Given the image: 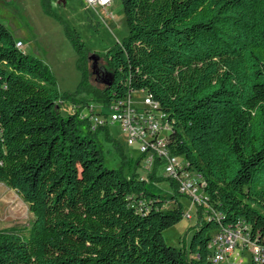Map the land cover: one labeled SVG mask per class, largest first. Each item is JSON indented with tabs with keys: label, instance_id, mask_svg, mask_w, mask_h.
Instances as JSON below:
<instances>
[{
	"label": "trees",
	"instance_id": "obj_1",
	"mask_svg": "<svg viewBox=\"0 0 264 264\" xmlns=\"http://www.w3.org/2000/svg\"><path fill=\"white\" fill-rule=\"evenodd\" d=\"M121 1L129 35L98 54L106 76L70 36L83 72L71 95L0 23V183L34 216L26 231L0 230V264H214L213 237L240 223L264 250V0ZM42 4L52 15V0ZM130 93L159 105L172 152L205 183L187 250L164 238L184 219L177 184L169 201L106 168L108 128L81 115Z\"/></svg>",
	"mask_w": 264,
	"mask_h": 264
},
{
	"label": "rangeland",
	"instance_id": "obj_2",
	"mask_svg": "<svg viewBox=\"0 0 264 264\" xmlns=\"http://www.w3.org/2000/svg\"><path fill=\"white\" fill-rule=\"evenodd\" d=\"M51 11L52 15L45 11L42 0H0V23L10 30L16 40L22 41L28 55L43 62L55 77L61 93L71 95L82 84L83 72L79 66L81 55L70 36L78 34L81 37L85 45L84 55L88 59L94 54L108 52L129 35L124 8L121 0H113L108 8L98 11L87 10L83 0H52ZM98 66L108 69L107 62L101 57ZM91 82L97 89L101 87L95 82V78ZM87 95L91 100L97 99L94 93ZM140 98V94L135 93V101L138 102ZM91 102L94 106L102 105L96 101ZM72 111L74 106L70 101L61 103L63 116L67 117ZM101 112L102 118L109 114V110L103 107ZM107 128L113 142L106 139L102 142L106 168L116 169L127 178H146L150 193L170 201L174 189L171 180L164 176L163 168L153 171L157 179L148 180L151 172L144 168L139 148L128 145L118 125L109 123ZM178 199L186 211L184 219L180 224L166 230L164 238L168 245L187 250L195 231L192 227L198 223L197 207L194 208L185 196L179 195ZM172 208L174 203H169L166 209ZM188 212L192 219L186 216ZM33 222V214L18 193L0 183V230L26 231ZM250 257L251 250H245L240 257L242 264H249ZM221 264H232V261Z\"/></svg>",
	"mask_w": 264,
	"mask_h": 264
},
{
	"label": "built area",
	"instance_id": "obj_3",
	"mask_svg": "<svg viewBox=\"0 0 264 264\" xmlns=\"http://www.w3.org/2000/svg\"><path fill=\"white\" fill-rule=\"evenodd\" d=\"M112 2L113 0H83L85 8L93 11L106 9ZM20 44L23 45L21 42ZM101 107L109 110L106 118L101 117ZM80 111L84 118L93 123L94 128L107 127L109 123L118 125L128 145L139 148L143 166L151 172L150 175L155 174V169L163 168L164 176L177 184L179 194L187 197L194 208L206 205L202 195V178L199 175H187V166H183L182 157L175 155L168 145L171 130L164 127V112L162 109H155L149 100H145V96L144 100L136 102L135 93H130L107 106L91 104ZM186 216L191 219L190 213ZM210 245H213L216 251V264L225 261L242 264L240 257L245 250H251L252 262H264V250L254 246L251 238H247L241 223L236 227H221L215 234V241Z\"/></svg>",
	"mask_w": 264,
	"mask_h": 264
},
{
	"label": "bare ground",
	"instance_id": "obj_4",
	"mask_svg": "<svg viewBox=\"0 0 264 264\" xmlns=\"http://www.w3.org/2000/svg\"><path fill=\"white\" fill-rule=\"evenodd\" d=\"M23 45L20 44V42L18 43V47L19 48H22ZM141 96V100H144V96L140 95ZM145 100H149L150 104L151 105H154L155 106V109H159V105L157 103L154 102L153 98L151 96H145ZM82 117L84 118V115L81 113ZM164 127L167 128V130H171L170 128V125L168 124V121L166 119V115L164 114ZM182 163H183V166H184V163L185 161L182 160ZM187 175L188 176H197L195 174H190L187 172ZM204 185L205 183L203 182V185H202V193H203V188H204ZM247 234V233H246ZM247 238H250L249 235L247 234ZM215 241V237L212 239L211 243L212 244L213 242ZM209 249L214 253L213 255V261H214V264H216V251H214V247L213 245H209Z\"/></svg>",
	"mask_w": 264,
	"mask_h": 264
},
{
	"label": "water",
	"instance_id": "obj_5",
	"mask_svg": "<svg viewBox=\"0 0 264 264\" xmlns=\"http://www.w3.org/2000/svg\"><path fill=\"white\" fill-rule=\"evenodd\" d=\"M89 59L90 61H92V70H93L94 75H97L98 77L106 76L105 72L98 66V60L100 59V56L98 54H94ZM104 83L107 84V81H104Z\"/></svg>",
	"mask_w": 264,
	"mask_h": 264
},
{
	"label": "crops",
	"instance_id": "obj_6",
	"mask_svg": "<svg viewBox=\"0 0 264 264\" xmlns=\"http://www.w3.org/2000/svg\"><path fill=\"white\" fill-rule=\"evenodd\" d=\"M62 2H64V1H62ZM84 4V3H83ZM20 42H22V41H20ZM23 44V43H22ZM22 50L24 51V44H23V47H22ZM25 52V51H24ZM26 53V52H25ZM187 198V197H186ZM173 204V203H172ZM186 212V211H185ZM196 212H197V210H196ZM189 213V212H188ZM198 213V212H197ZM191 219H192V215H191Z\"/></svg>",
	"mask_w": 264,
	"mask_h": 264
},
{
	"label": "flooded vegetation",
	"instance_id": "obj_7",
	"mask_svg": "<svg viewBox=\"0 0 264 264\" xmlns=\"http://www.w3.org/2000/svg\"><path fill=\"white\" fill-rule=\"evenodd\" d=\"M91 63H92V61H91Z\"/></svg>",
	"mask_w": 264,
	"mask_h": 264
}]
</instances>
